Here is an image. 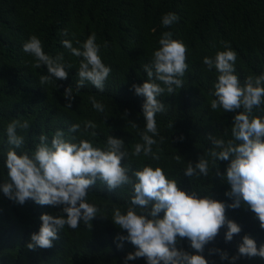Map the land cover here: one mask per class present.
<instances>
[{
    "label": "trees",
    "instance_id": "1",
    "mask_svg": "<svg viewBox=\"0 0 264 264\" xmlns=\"http://www.w3.org/2000/svg\"><path fill=\"white\" fill-rule=\"evenodd\" d=\"M169 12L176 13L179 20L165 28L161 20ZM65 29L67 37L59 34ZM165 31H171L174 39L186 45L189 67L183 77L184 87L174 94L158 97L166 107L164 113L156 115L160 136L165 138L159 143L160 137H155L162 149L160 160L154 161L143 154L139 158L131 157L132 169L146 164L160 166L186 191L195 190L200 196L208 195L230 204L232 198L225 195L230 185L216 175L215 169L207 178H190L183 171L188 161L195 163L200 156H206L212 146L207 139L209 133L231 139L236 115L211 109L210 100L214 97L210 93L217 72L215 68L208 71L203 57H214L217 51L224 50L221 41H225L237 53L235 72L241 83L249 75L264 73V0H0V182L7 178L6 127L13 119L30 122L29 130L18 133L25 137V143L17 151L31 152L40 133L47 134L51 140L55 130L63 129L67 134L74 123H80L82 131L85 120L97 124V135L81 136L80 132L72 135L89 139L94 146L103 147L109 135L124 139L130 153L135 143H143L140 133L145 130L142 115L145 98L136 95L132 85L143 84L147 79L143 65L151 62ZM93 33L101 45V58L111 72L103 92L87 82L77 92L79 58L70 55L61 41L70 39L77 47L76 38L83 42ZM31 35L41 40L46 54L54 57L63 53L65 60L73 63L66 80L40 84L39 75L46 74L47 68L34 69L30 63L33 58L22 48ZM70 85L76 96L72 107L67 108L63 93ZM89 96H95L105 105L103 113L92 107ZM254 114L264 117L260 109H254ZM133 123L138 127H132ZM153 150H157V145ZM177 155L180 162L174 159ZM206 158L211 166V157ZM124 163H128L126 158ZM229 163L230 160L217 161L219 171L225 173ZM131 196V186L110 191L106 184L97 181L88 192L87 202L99 207L108 217L98 214L91 231L82 221L77 229L66 225L59 231L53 247L30 250L27 244L32 233L39 231L40 216L60 215L63 206H40L31 199L20 205L0 191V264H125L124 258L136 249L128 241L123 242L122 248L117 247L116 237L126 236L127 232L115 225L111 217L116 207L126 211ZM163 215L161 212L160 216ZM226 215L242 230L226 242L227 228L220 229L204 248L203 255L209 264H264V258L258 256L231 260L238 255V246L245 235L255 239L257 247L264 245V230L243 203L237 209L228 208ZM177 246L195 252L187 239ZM213 249L227 252L229 258L222 260ZM127 264H147V261L137 258Z\"/></svg>",
    "mask_w": 264,
    "mask_h": 264
},
{
    "label": "clouds",
    "instance_id": "2",
    "mask_svg": "<svg viewBox=\"0 0 264 264\" xmlns=\"http://www.w3.org/2000/svg\"><path fill=\"white\" fill-rule=\"evenodd\" d=\"M178 20L176 13L169 12L163 15L161 23L168 28ZM59 34L67 37L68 31L65 29ZM61 43L70 55L79 58L77 92L86 82L103 92L111 68L101 58V45L96 42L95 33L83 42L76 38L77 47L67 38ZM158 43L151 62L143 65L147 79L143 84L132 85L135 94L145 98L142 105L145 130L140 133L143 143H135L131 153L125 147L124 139L113 135L107 137L103 147L72 135L80 132L81 136L87 133L95 137L97 124L92 120L83 121L82 131L80 123L72 124L67 134L63 129H57L51 140L47 134L40 133L31 152L17 151L25 143V137L18 133L29 130L30 122L13 119L7 124V178L0 182V191L20 205L31 199L40 206H63L60 215L44 213L40 216L42 224L38 232L32 233L28 249L53 247L59 231L66 225L77 229L82 221L91 231L92 221L98 214L108 217L99 207L87 202L88 192L97 181L106 184L110 191L131 186L130 205L126 211L114 208L111 217L115 225L127 232L126 236L116 237L117 247L122 248L123 242L128 241L136 249L124 258L125 264L137 258H145L147 264H209L203 255L204 248L216 238L220 229L227 228L226 242L241 232V226L227 217L226 210L237 209L242 203L264 230V117L254 114V109L264 111V73L249 75L241 83L235 72L237 53L225 41H221L224 50L217 51L214 57H203V64L208 71L215 68L217 72L214 90L210 93L214 97L210 100L211 109L236 113L231 139L209 133L207 139L212 146L206 156L211 157V166L209 159L202 155L195 163L188 161L183 173L190 178H207L215 169L216 175L230 185L225 195L232 198V202L226 204L208 195L200 196L195 190L188 192L176 179H170L160 166L154 168L146 164L132 169L131 157L139 158L143 154L154 161L160 160L159 143L165 138L160 136L156 115L164 113L166 107L158 97L174 94L184 87L183 77L189 67L187 47L174 39L171 31L163 32ZM22 48L33 58L30 63L34 69L46 66L47 73L39 75L42 86L66 80L68 70L74 66L65 60L63 53L54 57L46 54L36 35H31ZM56 87L59 86L56 84ZM63 95L67 101L64 106L71 108L76 96L73 87L65 88ZM89 101L98 112L105 111V105L95 96H89ZM132 127L138 125L133 123ZM157 136L159 143L155 139ZM154 145H157L156 151ZM174 159L180 162L181 157L177 155ZM229 160L226 172L221 173L217 161ZM161 212L164 213L162 217ZM184 239L190 241L195 252L177 246ZM211 251L218 252L222 260L229 258L228 253L220 249ZM239 256L264 258V245L257 247L255 239L245 235L238 246V255L232 256L231 260L235 261Z\"/></svg>",
    "mask_w": 264,
    "mask_h": 264
}]
</instances>
